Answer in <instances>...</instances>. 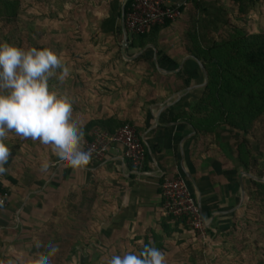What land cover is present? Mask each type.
Returning <instances> with one entry per match:
<instances>
[{
	"label": "crops",
	"instance_id": "crops-1",
	"mask_svg": "<svg viewBox=\"0 0 264 264\" xmlns=\"http://www.w3.org/2000/svg\"><path fill=\"white\" fill-rule=\"evenodd\" d=\"M81 1L92 6L89 9L92 22L95 25L98 22V32L108 38V44H117L115 35L102 25L117 0ZM81 1L77 3L79 8ZM119 1L122 5L125 2ZM206 1L199 2L204 6ZM196 4L189 2L181 17L162 30L158 48L150 44L155 46L154 50L160 49L178 62L176 69L182 63L183 68L187 65L192 69L190 86L194 87L190 90H185L190 86L179 85L183 80L178 72L162 71L175 78L177 85L163 100L159 96L148 102L141 98L138 101L136 96L132 100L122 96L123 73L115 79L119 80L115 92L107 91L108 81L113 79H106L107 67H100L98 71L94 65L92 77H87L82 70L73 78L79 81L77 88L73 84V92L80 93L85 87L91 106L81 108L87 112L73 115L76 124L82 129L94 118L131 121L146 148L145 166L138 169L131 166L123 146L116 143L111 145L104 160L91 161L81 169L64 166L37 141H28L27 149L20 145L12 155L11 169L0 175V180L11 187L7 206L0 208V261L12 259L15 264H36L37 260H43L45 264H56V256L49 255V250L60 246V241L57 245L54 242L60 240V228L71 218L73 224L78 223L76 230H80L75 233L88 236L90 247L102 244L103 249H120L117 251L120 255L127 253L126 249H142L145 239L153 232L164 235L166 249H172L174 240L182 238L190 246L191 227L181 224V231L169 237L163 231V223L169 221L164 211L163 179L184 176L208 225L207 234L196 245L212 249L218 264H264V129L258 127V133L255 126V132L245 135L220 127L215 133H207L198 131L186 120L175 119L192 106L204 87L205 80L197 81L202 71L199 59L189 52L188 35L184 36L188 14L203 8ZM75 14L76 23L81 27L83 16L77 11ZM127 56L122 54L125 62L137 59ZM89 58L94 62L99 58L110 61L108 54L89 55ZM91 82L94 87L87 86ZM64 88L68 90L65 85ZM43 163L49 165L47 171H42ZM10 175L18 180L17 184L7 180ZM84 190L88 195L84 196ZM75 193L85 197L84 201L89 200L91 208L71 212L64 199ZM81 196H73L75 203ZM81 223H88V232H82L85 225ZM96 256L95 252L91 255L83 252L81 262L96 264L98 259H103Z\"/></svg>",
	"mask_w": 264,
	"mask_h": 264
},
{
	"label": "rangeland",
	"instance_id": "rangeland-1",
	"mask_svg": "<svg viewBox=\"0 0 264 264\" xmlns=\"http://www.w3.org/2000/svg\"><path fill=\"white\" fill-rule=\"evenodd\" d=\"M21 1L22 8L16 24L0 23V41H6L25 49L45 47L53 50L58 55L65 66L69 68L70 75L63 82L51 78L49 80V90L55 92L58 98H66L68 100L72 106L73 115H77L80 111H88L81 108H91L88 104L90 100L89 91L87 92L85 87L80 93H75L72 90L74 85L77 88L79 82L73 78L82 70L85 71L87 77H92L90 74L96 69L99 71L100 67L109 68V72L105 74L107 76L106 79L113 77L112 80H107L109 82L107 91L111 92H115V86L119 87L116 84L119 80L115 79H119L120 73H123V77H125L122 81L123 86L120 84L123 87L122 96L130 100L134 96H136L138 101L141 98L145 102L159 96L163 100L174 91L177 85L175 78L170 75L166 76L157 67L155 54H158L159 49L156 52L154 48L149 47L142 53L147 59H141L140 61L127 60L125 62L122 58L123 52L131 56L135 53L137 54V50L130 49L129 42L124 47L121 43V36H118L117 44L113 45L111 43L109 45L107 42L108 38L98 32V27H100L98 22L97 25L92 22V14L89 12L92 6L88 2L81 0ZM80 1L83 2L80 5L81 8L78 7ZM202 7L198 12L189 13L186 19L187 24L184 36L188 35L189 45H192L189 33L193 34L195 31L199 32L200 40L204 45L221 39L228 32V21L232 22V25L243 26L249 32H264V0L249 15L245 16L239 14L235 5L229 1L207 0ZM76 11L83 16V25L81 24V27L79 23H76ZM89 19L91 23H89ZM101 54L110 55V58H107L110 61H101V58H99L94 62V59L89 58V55ZM118 59L120 60L119 62L117 61ZM94 65H97L95 70L91 69ZM203 80L205 79L203 78ZM80 83L84 85L85 82L80 81ZM64 85L68 87L67 91ZM179 85L183 86V83ZM87 86L94 87V83L91 82ZM99 95L102 96L101 94ZM28 141L31 142L33 140L19 136L14 131L8 133L6 143L10 148L11 155L8 164L5 165L6 169H11L14 149L18 145H21L23 149H27ZM71 219L65 226L62 225V229L60 228V240L54 242L57 245V242L60 241V246L57 245L58 251L54 254L57 260L56 264H83L81 262L83 252H87L90 255L95 252L96 257L103 258L98 259L99 261L96 264H108L112 256L120 255V252H117L120 249H103L100 247L102 244L95 248V245L90 247L89 237L76 234L80 232V230H76L78 223L73 224ZM85 223H81L85 225L82 229L83 233L89 230L88 223ZM190 229L193 231L191 234L193 236L189 238V240L193 239L191 247L188 244L186 245L184 238L174 240L176 244L171 246L172 249L164 252L167 264H218L215 254H212V249H201L199 244L196 245L197 242L200 243L199 239L203 237V234L195 229ZM177 241H179L178 244ZM126 251L139 254L141 250L126 249ZM80 253L81 256L79 257Z\"/></svg>",
	"mask_w": 264,
	"mask_h": 264
},
{
	"label": "trees",
	"instance_id": "trees-1",
	"mask_svg": "<svg viewBox=\"0 0 264 264\" xmlns=\"http://www.w3.org/2000/svg\"><path fill=\"white\" fill-rule=\"evenodd\" d=\"M230 1L237 7L239 14L245 16L249 15L262 0ZM133 2L134 0H128L126 14L132 9ZM196 5L199 8L202 7L200 2ZM122 7L123 5L117 0L112 4L109 17L102 21L104 29L112 32L116 41L118 36H121V43L124 41ZM21 8V0H0V23L16 24ZM172 22L158 24L144 34L130 33L129 48L138 51L150 44L158 48L162 30L169 27ZM228 23V32L221 39L207 45L201 42L199 32L189 33L192 45L188 46V50L203 62L209 74V81L192 106L184 109L175 119L190 122L200 132L215 133L217 128L228 127L236 130V133L247 135L255 132L253 131L255 126L264 129V32H249L243 26L232 25L230 21ZM141 59H147V57L142 55L135 61ZM158 62L164 69H176L179 66L178 62L160 49ZM193 73L192 69L186 65L177 75L182 78L184 86H190ZM200 74L201 77L197 79L199 83L204 78L203 71ZM126 124L134 125L131 121L115 117L91 119L81 129L84 133L82 146L94 140L95 131L114 135ZM257 132H260L259 128ZM16 148L19 149L20 145ZM16 148L12 155L17 152ZM129 162L133 166L131 161ZM7 180L12 184L18 183L12 175L8 176ZM0 193L8 196L11 193V187L1 180ZM75 194L64 199L71 212L91 208L89 200L84 201L85 197ZM83 194L88 195L87 190H84ZM73 196H81V199L75 203ZM168 218L169 221L163 223L164 234L168 237L173 232L181 231V224L186 228L190 227L185 218L172 215H168ZM171 222L175 223V227H171ZM146 245L156 247L163 253L168 251L164 244V235L156 232L145 239V245L140 249V253Z\"/></svg>",
	"mask_w": 264,
	"mask_h": 264
},
{
	"label": "clouds",
	"instance_id": "clouds-1",
	"mask_svg": "<svg viewBox=\"0 0 264 264\" xmlns=\"http://www.w3.org/2000/svg\"><path fill=\"white\" fill-rule=\"evenodd\" d=\"M70 70L49 48H22L0 41V175L11 155L6 143L8 133L14 131L31 138L49 149L66 167L81 169L92 159L91 151H84V133L73 118V109L66 98H58L49 90V80L63 82ZM49 165L43 163L42 171ZM58 248L53 246L49 255ZM0 264H15L12 259ZM36 264H45L37 260ZM108 264H167L165 254L146 245L143 252L114 255Z\"/></svg>",
	"mask_w": 264,
	"mask_h": 264
},
{
	"label": "built area",
	"instance_id": "built-area-1",
	"mask_svg": "<svg viewBox=\"0 0 264 264\" xmlns=\"http://www.w3.org/2000/svg\"><path fill=\"white\" fill-rule=\"evenodd\" d=\"M199 1L201 0H134L132 9L126 14L128 33L144 34L158 24L175 21L181 17L189 2ZM114 143L123 146L126 159L131 161L135 169L145 166L146 148L136 128L131 124L124 125L114 135L95 131L94 140L86 142L82 149L91 151V161H102ZM161 186L165 214L185 218L192 229L206 235L207 221L191 192L188 179L184 176L164 178ZM8 201L9 196L0 193V208L7 206Z\"/></svg>",
	"mask_w": 264,
	"mask_h": 264
},
{
	"label": "water",
	"instance_id": "water-1",
	"mask_svg": "<svg viewBox=\"0 0 264 264\" xmlns=\"http://www.w3.org/2000/svg\"><path fill=\"white\" fill-rule=\"evenodd\" d=\"M127 2L128 0H125L124 4H123V7H122V24H123V29H124V42H123V46L126 47L128 45V42H129V33H128V30L126 28V5H127ZM149 47H155L153 45H148L147 47H145L144 49H141L139 52H137V54L135 56H127L126 52H123V54L125 56H127L128 58H131V59H134L136 57H138L139 55H141L146 49H148ZM155 51L157 52L156 48H155ZM155 61H156V64H157V67L162 70L163 72L165 73H168V74H171V73H177L179 72L182 68H183V63L181 64V66L178 68V69H175V70H164L161 68V66L159 65V62H158V55L155 54ZM200 63V66L202 68V71L204 73V76H205V81L203 82L202 86H206L208 84V81H209V74H208V71L205 67V65L203 64L202 61H198ZM194 86H190L188 88H186L185 90L188 91L190 90L191 88H193ZM157 122L158 121V118H157ZM191 180L194 182V179L191 177Z\"/></svg>",
	"mask_w": 264,
	"mask_h": 264
}]
</instances>
